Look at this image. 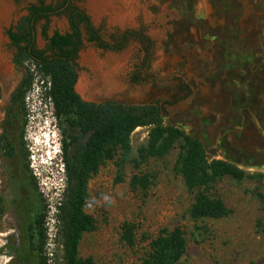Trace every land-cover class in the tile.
Wrapping results in <instances>:
<instances>
[{
  "label": "rangeland",
  "instance_id": "obj_1",
  "mask_svg": "<svg viewBox=\"0 0 264 264\" xmlns=\"http://www.w3.org/2000/svg\"><path fill=\"white\" fill-rule=\"evenodd\" d=\"M37 1L0 0V131L4 112L9 111L5 133L13 147L11 156L0 147V264H36L23 241V226L33 195L38 194L47 210L48 261L61 257L60 246L51 238L54 203L64 181L62 126L36 77L22 108L9 100L23 69L13 63L6 29ZM75 4L107 41L126 29L151 39L150 60L139 83L129 80L143 54L138 40L129 39L119 51L84 41L73 86L81 99L156 103L162 125L198 140L207 160L227 161L245 173L240 181L223 177L212 188L228 208L225 216L193 221L187 214L192 194L174 170L178 145L162 157L137 163V150L149 128L137 126L129 134V148L117 149L88 179L83 210L93 217L95 228L83 234L78 254L91 256L93 264H140L157 231L178 226L186 242L178 264H264V0ZM43 23L41 19L35 25L38 49L45 48ZM46 24L49 35L67 29L64 15L52 16ZM118 172L122 179L115 181ZM132 175H146V189L130 186ZM125 221L135 225L132 247L119 241Z\"/></svg>",
  "mask_w": 264,
  "mask_h": 264
},
{
  "label": "trees",
  "instance_id": "obj_2",
  "mask_svg": "<svg viewBox=\"0 0 264 264\" xmlns=\"http://www.w3.org/2000/svg\"><path fill=\"white\" fill-rule=\"evenodd\" d=\"M82 1L56 0L47 3L38 0L28 4L25 14L6 29L9 45L14 49L13 63L23 69L10 93V103L22 108L24 96L36 77L44 97L51 104L53 116L62 126L64 181L54 203V232L51 238L52 243L60 246L61 257L52 264H93L91 256L81 257L78 254L83 234L95 228L93 217L83 210L88 179L103 161L115 155L117 149L125 151L129 148V134L137 126L149 127L145 143L137 150V163L148 157H162L175 144L178 145L174 170L180 175L185 189L192 194L187 214L193 221L225 216L228 208L219 196L212 193L214 184L223 177L235 181L245 177L242 170L227 161L207 160L198 140L176 127L162 125L161 109L156 103L134 104L111 100L95 103L81 99L73 86L77 77L76 58L84 41L102 50L119 51L129 39L138 40L143 58L129 77L133 83L144 81L139 74L148 67L151 51V39L132 29L111 35L108 41L103 39L85 11L75 4ZM61 15L66 18L67 29L47 34L48 19ZM41 19L44 20L41 25L44 49L36 48L34 43L35 25ZM25 61L29 65H24ZM0 147L6 156L13 154L12 144L5 132L0 134ZM121 179L122 174L118 172L115 181ZM148 184L146 175H132L129 179L132 187L146 189ZM32 185L36 188L34 182ZM33 199L24 221L23 241L33 252L36 264H50L46 252L47 228L44 226L47 210L40 194L33 195ZM134 228L130 221L120 225L119 241L128 247L135 244ZM147 246L140 264H178L186 247L184 232L178 226L170 229L162 227Z\"/></svg>",
  "mask_w": 264,
  "mask_h": 264
},
{
  "label": "flooded vegetation",
  "instance_id": "obj_3",
  "mask_svg": "<svg viewBox=\"0 0 264 264\" xmlns=\"http://www.w3.org/2000/svg\"><path fill=\"white\" fill-rule=\"evenodd\" d=\"M141 58H143V56L141 57ZM135 69V68H134ZM111 101H113V100H111ZM119 102V101H118ZM8 112L9 111H6L5 110V112H4V117H3V119H2V125H1V131H0V134H3V132H5V126H6V122L9 120V118H10V116H7V114H8ZM9 115H10V113H9Z\"/></svg>",
  "mask_w": 264,
  "mask_h": 264
},
{
  "label": "water",
  "instance_id": "obj_4",
  "mask_svg": "<svg viewBox=\"0 0 264 264\" xmlns=\"http://www.w3.org/2000/svg\"><path fill=\"white\" fill-rule=\"evenodd\" d=\"M86 101V100H85Z\"/></svg>",
  "mask_w": 264,
  "mask_h": 264
}]
</instances>
